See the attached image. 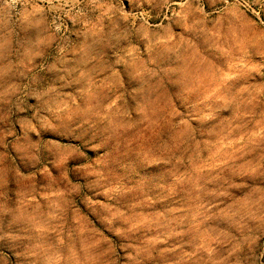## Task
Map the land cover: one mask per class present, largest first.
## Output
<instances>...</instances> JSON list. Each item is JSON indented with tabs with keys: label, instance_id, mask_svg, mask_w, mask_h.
I'll return each instance as SVG.
<instances>
[{
	"label": "rangeland",
	"instance_id": "1",
	"mask_svg": "<svg viewBox=\"0 0 264 264\" xmlns=\"http://www.w3.org/2000/svg\"><path fill=\"white\" fill-rule=\"evenodd\" d=\"M0 264H264V0H0Z\"/></svg>",
	"mask_w": 264,
	"mask_h": 264
}]
</instances>
